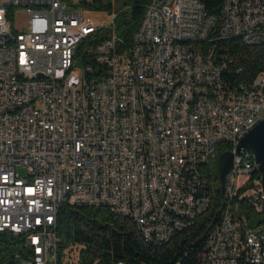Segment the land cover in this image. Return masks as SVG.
Listing matches in <instances>:
<instances>
[{
	"label": "built area",
	"instance_id": "2783aa9c",
	"mask_svg": "<svg viewBox=\"0 0 264 264\" xmlns=\"http://www.w3.org/2000/svg\"><path fill=\"white\" fill-rule=\"evenodd\" d=\"M81 1L0 0V235L21 239L17 264H79L81 247L59 257L66 204L106 207L169 241L209 208L201 168L220 146L235 154L264 116V72L232 84L217 53L236 33L264 45V0H225L218 16L200 0H151L131 46L112 35L93 48L116 16L95 25ZM222 195L199 264H264L252 155L235 156Z\"/></svg>",
	"mask_w": 264,
	"mask_h": 264
},
{
	"label": "trees",
	"instance_id": "16d2710c",
	"mask_svg": "<svg viewBox=\"0 0 264 264\" xmlns=\"http://www.w3.org/2000/svg\"><path fill=\"white\" fill-rule=\"evenodd\" d=\"M150 1L126 0L120 10H116L108 0L81 1L78 6L84 10L116 16L112 28L99 30L89 47H95L112 35L131 46ZM224 1L200 0L208 13L217 16ZM217 53L227 58L224 77L232 84L250 83L264 72V45H247L238 39L224 40L219 42ZM201 169L209 181V208L188 227L177 230L169 241H147L131 219L106 207L66 204L59 210L56 224L60 240L59 257L69 247L77 246L81 247L79 264H199L206 234L218 223L224 204L218 171L210 172L207 167ZM240 210L253 215L247 204L241 203ZM20 243L19 238L0 235V264H17L14 255L20 251Z\"/></svg>",
	"mask_w": 264,
	"mask_h": 264
},
{
	"label": "water",
	"instance_id": "95a60500",
	"mask_svg": "<svg viewBox=\"0 0 264 264\" xmlns=\"http://www.w3.org/2000/svg\"><path fill=\"white\" fill-rule=\"evenodd\" d=\"M248 154L253 156L258 165V173L261 176L264 187V116L243 136L235 154L225 152L219 156L217 171L222 192L224 191L227 175L233 167L235 156L244 158Z\"/></svg>",
	"mask_w": 264,
	"mask_h": 264
},
{
	"label": "rangeland",
	"instance_id": "374dc122",
	"mask_svg": "<svg viewBox=\"0 0 264 264\" xmlns=\"http://www.w3.org/2000/svg\"><path fill=\"white\" fill-rule=\"evenodd\" d=\"M77 1H79V0H77ZM82 1L91 2L92 0H82ZM108 1L112 3V5L114 6V8L116 10H120L123 8L124 2L126 0H108ZM85 11H87V10H85ZM87 13H88L87 16L89 18V21L95 25L107 24L111 18V16L107 13L90 12V11H87ZM24 21H25V16L22 13H18L17 25L18 26L23 25ZM218 149L221 151V153L227 151L223 146H220ZM249 155H251V154H249ZM217 164H218V158L215 159L214 162L207 167V169H209L210 172H214L215 169L217 170ZM19 174L21 176H24L26 174V169L20 168ZM244 181H245V178H241L240 184H243Z\"/></svg>",
	"mask_w": 264,
	"mask_h": 264
},
{
	"label": "bare ground",
	"instance_id": "6f19581e",
	"mask_svg": "<svg viewBox=\"0 0 264 264\" xmlns=\"http://www.w3.org/2000/svg\"><path fill=\"white\" fill-rule=\"evenodd\" d=\"M233 39H238L246 43V41H249V34L248 33L232 34V40ZM257 77H259V75ZM242 238L243 240H245V247H252V240H250L249 227H242Z\"/></svg>",
	"mask_w": 264,
	"mask_h": 264
}]
</instances>
